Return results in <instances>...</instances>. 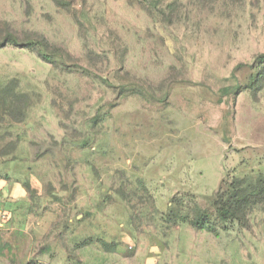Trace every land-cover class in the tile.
Returning <instances> with one entry per match:
<instances>
[{
	"label": "rangeland",
	"instance_id": "1",
	"mask_svg": "<svg viewBox=\"0 0 264 264\" xmlns=\"http://www.w3.org/2000/svg\"><path fill=\"white\" fill-rule=\"evenodd\" d=\"M0 264H264V0H0ZM204 216L205 230L192 221Z\"/></svg>",
	"mask_w": 264,
	"mask_h": 264
},
{
	"label": "trees",
	"instance_id": "2",
	"mask_svg": "<svg viewBox=\"0 0 264 264\" xmlns=\"http://www.w3.org/2000/svg\"><path fill=\"white\" fill-rule=\"evenodd\" d=\"M10 44H18L14 36H7L3 42H0V48ZM259 59L264 64V56ZM259 204H264V175L257 178L234 179L226 190H221L218 194L215 209L221 220L236 219L242 222L246 220L249 211ZM192 225L199 230L207 228L204 216L192 221Z\"/></svg>",
	"mask_w": 264,
	"mask_h": 264
},
{
	"label": "built area",
	"instance_id": "3",
	"mask_svg": "<svg viewBox=\"0 0 264 264\" xmlns=\"http://www.w3.org/2000/svg\"><path fill=\"white\" fill-rule=\"evenodd\" d=\"M11 220L10 213L5 208V198L0 193V229Z\"/></svg>",
	"mask_w": 264,
	"mask_h": 264
},
{
	"label": "crops",
	"instance_id": "4",
	"mask_svg": "<svg viewBox=\"0 0 264 264\" xmlns=\"http://www.w3.org/2000/svg\"><path fill=\"white\" fill-rule=\"evenodd\" d=\"M1 193V192H0ZM1 195H2V193H1ZM3 196V195H2ZM4 197V196H3ZM5 198V197H4ZM5 208H6V204H5ZM6 210H7V208H6ZM8 211V210H7ZM10 213V212H9Z\"/></svg>",
	"mask_w": 264,
	"mask_h": 264
}]
</instances>
